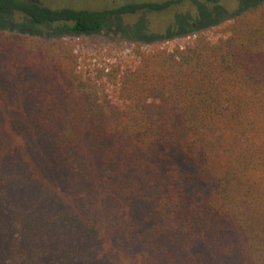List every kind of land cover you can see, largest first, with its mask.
I'll list each match as a JSON object with an SVG mask.
<instances>
[{
	"label": "trees",
	"instance_id": "obj_1",
	"mask_svg": "<svg viewBox=\"0 0 264 264\" xmlns=\"http://www.w3.org/2000/svg\"><path fill=\"white\" fill-rule=\"evenodd\" d=\"M180 2L0 16L83 34ZM215 36L86 74L73 42L0 30V264H264V1Z\"/></svg>",
	"mask_w": 264,
	"mask_h": 264
},
{
	"label": "rangeland",
	"instance_id": "obj_2",
	"mask_svg": "<svg viewBox=\"0 0 264 264\" xmlns=\"http://www.w3.org/2000/svg\"><path fill=\"white\" fill-rule=\"evenodd\" d=\"M51 7L78 6L93 9H114L128 3H163L170 0H32ZM264 0H182L163 11L116 14L101 31L75 33L57 25L41 26L23 13L0 16V30L44 38H62L76 44L82 55L81 70L95 73L97 69L113 64L134 68L138 58L134 49L140 45L144 51L174 48L191 44L201 32L213 41L215 31L230 24L255 3ZM23 19L32 25L19 26ZM23 24V23H22ZM200 26V28H199ZM35 27V29L33 28ZM198 30V31H197ZM114 96V87H110ZM211 188L213 186L211 185Z\"/></svg>",
	"mask_w": 264,
	"mask_h": 264
}]
</instances>
